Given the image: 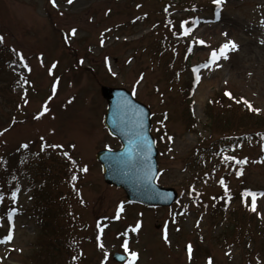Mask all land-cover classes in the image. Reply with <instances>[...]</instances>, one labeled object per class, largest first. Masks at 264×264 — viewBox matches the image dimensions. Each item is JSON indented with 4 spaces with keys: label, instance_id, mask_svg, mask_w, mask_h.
<instances>
[{
    "label": "rangeland",
    "instance_id": "1",
    "mask_svg": "<svg viewBox=\"0 0 264 264\" xmlns=\"http://www.w3.org/2000/svg\"><path fill=\"white\" fill-rule=\"evenodd\" d=\"M215 12L212 0H0V240L12 232L0 264H115V252L127 261L136 252L134 264H264V196L251 211L242 195L264 192L262 141L243 136L264 131V0H224L219 19ZM228 40L238 50L201 67L197 82L193 68ZM12 74L22 90L10 88ZM103 86L127 89L150 109L158 184L176 190L173 206L131 205L104 183L95 156L120 144L103 125ZM23 158L13 202L10 170ZM29 169L46 174L32 190L51 201L41 228Z\"/></svg>",
    "mask_w": 264,
    "mask_h": 264
},
{
    "label": "water",
    "instance_id": "2",
    "mask_svg": "<svg viewBox=\"0 0 264 264\" xmlns=\"http://www.w3.org/2000/svg\"><path fill=\"white\" fill-rule=\"evenodd\" d=\"M108 103L104 124L122 143L117 152L102 151L96 155L104 180L122 188L127 199L145 205L168 206L175 199L172 189L156 186V150L149 134V112L133 100L124 89L101 88ZM115 260L123 257L113 255Z\"/></svg>",
    "mask_w": 264,
    "mask_h": 264
},
{
    "label": "snow or ice",
    "instance_id": "3",
    "mask_svg": "<svg viewBox=\"0 0 264 264\" xmlns=\"http://www.w3.org/2000/svg\"><path fill=\"white\" fill-rule=\"evenodd\" d=\"M52 2H53V4H55V0H52ZM212 2H213V4L216 6V12H215L216 18L219 19V18H220V8H221L222 4L224 3V0H212ZM68 3H72V0H68ZM138 7H139V5H138ZM165 11H167V9H165ZM198 23H199V20H198V19L193 20V26H195V25L198 24ZM185 24H187V21H183V22H181V28L184 29V31H183V33H182L183 35H187V34L191 31L190 28H186V27H185ZM260 26H261V27H264V19H262V20L260 21ZM75 33H76V29H72V34L74 35ZM174 34H175V33H174ZM224 35H227V34L225 33ZM2 42H3V37H0V43H2ZM199 42H200L201 44L204 43L203 40H200ZM260 43H261V44H264V39H261V40H260ZM101 44H103V40H101ZM238 48H239V45L236 44L235 41L228 40L226 43H224L223 45H221L220 48H219L218 50H213V52H212V54H211V58H210L206 63L200 65L199 67H194V68H193V72L197 74V75H196V81L198 82V81L200 80L199 72H200V68H201V67H203V68H209V69H210L211 66H212L213 64H215V62H216L217 60H219L221 57H223L224 59H228V55H227V53H228L229 51H236V50H238ZM190 51H191V49L189 48V52H190ZM17 55H20V54L17 53ZM20 60H21V62H23V60H24V57H23L22 55H20ZM81 62H82V61H81ZM216 66L219 67L218 64H216ZM24 67L27 68V65L24 64ZM53 67H55V65H53ZM113 75H115V73H113ZM141 78H142V77H141ZM25 83H27L26 80H25ZM54 91H55V86H53V92H54ZM225 95H227V96H229V97L231 98V93H230V92H227V91H226V92H225ZM241 100L243 101V103H244L245 105H247V106L249 107L250 110H252V111H256V112H259V111H260L259 109H253L252 106H251V104H250L246 99H244L243 97L241 98ZM238 102H239V101H238ZM25 103H27V100H25ZM44 111H47V108H46V107L44 108ZM42 114H43V113H41V115H42ZM37 118H39V117H37ZM257 135L261 137V140H264V133H257ZM41 139H43V137H42ZM168 139L171 140L172 138H171V137H168ZM20 147H21V148H24V149H27V148H28V145H27V144H22ZM46 147H52V148L55 149V148H60V147H62V146H61V145H56V144H53V145L42 144L40 150H41V151H44V149H45ZM261 150L264 151V144L261 145ZM63 155H64V156H68V153H67V152H64ZM69 159H70V157H69ZM223 160H224V161H235V163H236V164H239V165H243V164L247 163V158H246V157H245L244 159H237L235 156H224V157H223ZM73 163H75V161H73ZM81 170H82V171H87V168L85 167V168H83V169H81ZM241 174H242V169H241L240 171L237 172V175H238V176L241 175ZM206 175H207V173H206ZM75 179H76V176L73 175V176H72V180H75ZM219 183H220L222 186L225 187V193L227 194V186H226L225 183H224V179L221 178L220 181H219ZM193 191H195V189H193ZM17 192H18V189L13 190V191H11V193H10V199H11L13 202H15V199H16V196H17ZM196 195L199 196L200 193H196ZM242 195H243L244 197H248V196H251V197H252V203H251V206H250V210H251V211H256V199H257L258 196H264V192L257 193V192H252V191H250V190H245V191L242 193ZM4 199H5V194L2 193V192H0V203H3ZM122 210H123V208H122V206H121V208H120V209L118 210V212H117V218L119 217V211H122ZM15 211H16L15 209H10V210L8 211V213H7V217H8L9 223H11V221H12V217H13ZM258 214H259V213H258ZM139 227H140V222L137 221L135 228H133V231L137 230ZM177 230H179V229H177ZM125 235H127V233H125ZM11 239H12V232H11V229H10V230H9V234H8L6 237H4L3 240H0V243H7V242H9ZM97 239H99V237H98ZM163 239L165 240L166 243L168 242V235H167V231H166V230H165V232H164ZM101 247H102V245H101ZM123 248H124V251H125V252H129V247H128V241H127V240L124 241ZM187 250H188V252H189V258H191V252H192V246H191V244H189V245L187 246ZM137 255H138V254H137L136 252H130V254H129V258H128V261H127V264H134L135 260L137 259ZM73 259H76V258L73 257ZM208 264H212V260H211V258L208 259Z\"/></svg>",
    "mask_w": 264,
    "mask_h": 264
},
{
    "label": "trees",
    "instance_id": "4",
    "mask_svg": "<svg viewBox=\"0 0 264 264\" xmlns=\"http://www.w3.org/2000/svg\"><path fill=\"white\" fill-rule=\"evenodd\" d=\"M21 164H22V167H26L25 161L21 162ZM37 172L38 171H35V173L33 174V173H31V171L29 169V172L24 176V178H28V179H26V181H28V183L31 184V186H29L30 188H28L27 191H31L33 189V187H32L33 185H36V184L41 185V183L39 182V179H38L40 176H43L42 180H43V182L45 181V175L46 174L40 170L39 171L40 176H38ZM35 179H37V180H35ZM18 180L19 179H17V181ZM31 200L35 204V208H33V210H32L33 217L38 221V223L40 224L39 227L41 228V226H42L41 224H43L42 221L45 218H48L47 221L52 220V218H50L52 212L50 213V215L48 217H46L48 215V212H49L48 210L50 209V206H51V204H50L51 201L47 199L49 201V203H46L45 201H42L38 196H36L35 193H33V197L31 198Z\"/></svg>",
    "mask_w": 264,
    "mask_h": 264
}]
</instances>
